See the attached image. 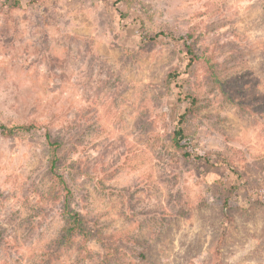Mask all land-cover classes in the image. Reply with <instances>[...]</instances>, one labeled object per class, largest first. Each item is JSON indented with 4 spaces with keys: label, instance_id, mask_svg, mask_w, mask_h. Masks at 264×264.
Segmentation results:
<instances>
[{
    "label": "rangeland",
    "instance_id": "374dc122",
    "mask_svg": "<svg viewBox=\"0 0 264 264\" xmlns=\"http://www.w3.org/2000/svg\"><path fill=\"white\" fill-rule=\"evenodd\" d=\"M118 7L0 0V125L64 138L70 207L110 238L107 264H264V0H132L124 18ZM159 31L193 34L232 102L203 61L141 37ZM191 97L181 127L212 164L170 144ZM49 159L43 129L0 135V264H106L95 240L56 250Z\"/></svg>",
    "mask_w": 264,
    "mask_h": 264
},
{
    "label": "trees",
    "instance_id": "16d2710c",
    "mask_svg": "<svg viewBox=\"0 0 264 264\" xmlns=\"http://www.w3.org/2000/svg\"><path fill=\"white\" fill-rule=\"evenodd\" d=\"M37 0H29L31 4H34ZM132 0H117L119 9L117 11L120 13V16L122 18L125 17L122 11L120 10V6L122 4L129 5V3ZM15 4H18L17 1L14 2ZM144 40H147L148 42H154L158 39V37H168L170 38L181 50L185 52V56L188 60L189 65H195L200 62H204L207 71L209 73V78L219 86V90L222 93V95L227 98L230 102H232L229 98V94L227 91L224 90V87L222 86V83L220 82V71L215 63H212L210 59L201 57V55L198 54V51L196 50V44L198 39L193 38V34L189 33L186 35H177V34H167L163 31H159L157 33H148L145 35H141ZM140 38V36H139ZM171 78H175L176 74L170 75ZM196 99L194 97H191L190 99V107L189 109H186L185 113L181 115V117L178 119V124L174 128L170 144L175 149L181 152V155L184 159L193 160L195 162L204 163V164H212L214 161L212 154H205L201 155L197 153V151L194 149L191 142L188 140V138L184 135L183 129L181 127L182 122L185 120V114L190 113V110L192 111L193 108H195L196 105ZM237 108L241 113H247L249 105L244 103H235ZM191 108V109H190ZM37 129L42 130L43 129V138L46 142V145L48 147V151L50 154L49 159V173L50 177L54 180V183L56 186L52 187L51 192H60L62 193V197L60 198L59 193L52 196L53 200H60L62 199L61 203V209H60V215L62 219V227L57 235V237L54 240V244L56 246V250L61 249H69L73 246V243L76 238L82 239L84 242H88L89 240H95L99 242L105 251L104 253V263H109L113 261H118V251L115 247L112 246V244L109 242L110 238L103 235L101 231L98 229H95L93 227H90L88 225V222L85 218L82 217V215L74 210L71 209L70 204L72 197L70 195V188L61 175V173L58 171V166L60 163L59 159V152L64 144V138L53 134L50 132V129L47 127H42V125L38 124L37 122H32L29 125H22L17 126L13 128H7L5 126L0 125V135L5 138L13 137L16 134V131H23L25 133H28L31 131V129ZM215 161L216 162H222L226 164L229 169H231V163H229L228 160L220 157L219 155ZM231 171L234 173L236 172V169H231ZM60 188V190H59ZM229 196L236 197V191L234 192V189L229 190ZM227 197L221 198V204L225 209H230L231 205L229 204L231 201ZM55 251L51 254V257ZM121 258V257H119Z\"/></svg>",
    "mask_w": 264,
    "mask_h": 264
}]
</instances>
